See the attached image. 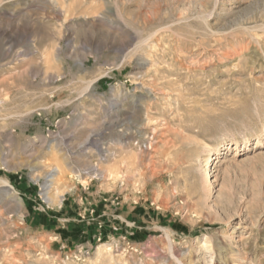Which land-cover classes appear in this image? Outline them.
Segmentation results:
<instances>
[{
  "label": "rangeland",
  "instance_id": "rangeland-1",
  "mask_svg": "<svg viewBox=\"0 0 264 264\" xmlns=\"http://www.w3.org/2000/svg\"><path fill=\"white\" fill-rule=\"evenodd\" d=\"M0 264H264V0H0Z\"/></svg>",
  "mask_w": 264,
  "mask_h": 264
},
{
  "label": "bare ground",
  "instance_id": "bare-ground-1",
  "mask_svg": "<svg viewBox=\"0 0 264 264\" xmlns=\"http://www.w3.org/2000/svg\"><path fill=\"white\" fill-rule=\"evenodd\" d=\"M101 15V14H100ZM226 145V142H223L220 146V148H224ZM219 148V149H220ZM217 153V152H216ZM220 154H211V152L209 153V157L207 159V163H206V168L208 170L207 172V180L205 181L206 184H209V183H212L213 182V178L211 177V173L209 172V170L213 167L214 165V162L219 160L220 159ZM66 157V156H65ZM113 157V156H112ZM80 164V163H79ZM76 165V164H75ZM93 167V166H92ZM96 168V167H95ZM94 168V169H95ZM98 171V167L93 171ZM101 171V174H102V177H106V176H111L113 177V174H114V169L113 168H107V169H104V170H100ZM99 172V171H98ZM65 173V172H64ZM63 173V174H64ZM62 174V171L60 168H53L47 175L46 177V180H47V183L49 184V186L45 187V195L47 196V198L49 199L48 201H51L52 198H50V192H51V189L53 188L54 184H61V183H58V182H64L65 183V180L64 179H59L60 178V175ZM62 174V175H63ZM64 176V175H63ZM78 176V175H77ZM80 176V175H79ZM79 176L77 178H79ZM116 176V175H115ZM59 177V178H58ZM62 177V176H61ZM117 177V176H116ZM82 178V176H81ZM114 178V177H113ZM67 180H70V179H67ZM79 180V179H78ZM84 180V179H83ZM83 182V181H82ZM81 182V183H82ZM68 183V182H67ZM3 184L5 185V188H11L10 184L8 182H3ZM83 184V183H82ZM64 185V184H63ZM68 185V184H67ZM208 187V186H207ZM55 188V187H54ZM68 189V187L66 188ZM60 190V189H59ZM66 191V190H64ZM59 192V191H58ZM64 194V193H63ZM57 196V195H56Z\"/></svg>",
  "mask_w": 264,
  "mask_h": 264
}]
</instances>
